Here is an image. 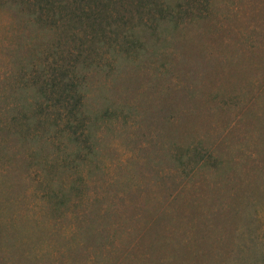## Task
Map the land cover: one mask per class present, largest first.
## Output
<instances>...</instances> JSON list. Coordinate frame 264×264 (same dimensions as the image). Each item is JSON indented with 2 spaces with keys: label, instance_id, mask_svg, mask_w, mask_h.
Masks as SVG:
<instances>
[{
  "label": "rangeland",
  "instance_id": "rangeland-1",
  "mask_svg": "<svg viewBox=\"0 0 264 264\" xmlns=\"http://www.w3.org/2000/svg\"><path fill=\"white\" fill-rule=\"evenodd\" d=\"M0 264H264V0H0Z\"/></svg>",
  "mask_w": 264,
  "mask_h": 264
}]
</instances>
